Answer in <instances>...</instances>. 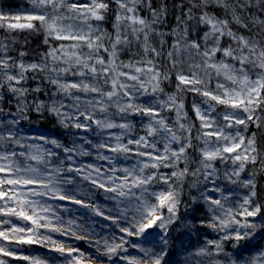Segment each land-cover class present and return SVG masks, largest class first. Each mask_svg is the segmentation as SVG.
<instances>
[{
    "label": "snow or ice",
    "instance_id": "obj_1",
    "mask_svg": "<svg viewBox=\"0 0 264 264\" xmlns=\"http://www.w3.org/2000/svg\"><path fill=\"white\" fill-rule=\"evenodd\" d=\"M216 4L227 12L229 5L227 0H215ZM31 9L23 14H4L0 13V29H7L12 32L15 30H43L45 40L68 42L60 43L58 46H51L49 51L43 54L40 62L25 64L22 61L12 62V58L4 55L0 56V77L7 82L8 88L14 94L24 96L27 89L15 87L26 79V73L29 71H47L50 74L49 82L56 87L57 92L73 100L71 112H66V106L63 102H54L48 111L57 116L63 127L69 126L76 129L88 131L90 125L81 122L91 121L101 129L120 128L130 130L131 125L127 122L115 123L107 118L96 119L94 112L106 113L108 107L115 106L122 117L131 114H140L149 118L146 125L148 136L160 135L164 142L163 152L156 147L155 142H150L145 136L138 139H128L127 144L122 143L123 133L115 135V146L105 143L92 145L98 150L97 159L107 160L111 166L108 170L92 164L74 167L73 154L81 156L91 153L84 150L81 146L73 143L71 147L65 146L57 139H49L45 136L27 137L43 141V144H51L52 148H45L42 144H28L31 150L28 153L20 152L19 155L26 161H34L35 164L24 163L12 159L16 156L15 151L0 153V215L5 217L15 216L18 219L28 222V225H15L7 230L0 231V240L17 245L39 244L44 246L46 243L53 244V250L65 255L68 264H81L85 259V254L79 249L65 247L63 243H57L52 240L50 235H41L40 229H46L49 232H59L62 235L68 234L62 226L53 224L47 213L51 211L52 206L42 199H33V197H48L57 200H71L72 203L81 204L84 207H91L96 215L104 216L105 220H111L112 224L119 229L123 235L113 234L110 238L105 237L95 240L91 246L96 247L97 252L106 255L109 260L118 256L125 264H167L165 257L168 253V226L177 220L178 213V192L170 183L172 178L182 181L184 177L191 174L193 176L202 174L206 183L211 176L215 174L213 161L220 159L221 162L231 161L233 168L230 172H225L226 179L236 184L240 181V174L245 170L247 163H256L258 156L255 147L254 136L246 138L239 131L238 126H243L247 130L249 122L256 123L259 127L260 116L257 111H264V45L254 40L246 39L244 36H238L229 26L228 19H220L209 15L206 9L209 0H189V6L180 17H177L176 27L171 30V35L175 37L172 43V50L168 52V59L176 66L177 60L173 58L174 53L187 51L194 53L199 57V62L193 59V65L198 69H213L217 77L223 76L224 80L229 82L232 87L226 86L217 80L216 91L211 90L201 79L197 72L185 75L183 72H177L176 79L178 91L188 90L202 95L206 98L207 109L202 110L200 106L194 105L197 117L201 121L203 131L200 139L203 140L204 148L201 150L200 168L189 171L186 149L191 147L189 138L178 134L180 131H190L185 124L180 122L182 102L177 101L174 95H169L167 100L159 101L160 109H176L179 129L169 125L167 121L160 116V109L154 107L155 101L147 103H136L135 93L142 96H155L162 92L161 81L169 78L168 73L161 72L154 59L148 58L149 54L158 57L161 52L150 44V35L156 32V25L163 22L167 16L166 6L159 9L152 7V0H111L116 6L115 22L113 28L115 38L106 34L105 30L99 25L93 26L91 21H104L105 14L110 11L108 0H29ZM144 7L150 10L151 19L140 15ZM51 9V11H49ZM233 22L247 27L241 21L238 15H233ZM38 22V25L37 23ZM207 26V31L199 36L201 26ZM125 26L130 29L131 36L140 41L143 36L142 49L144 58L127 63L119 60V46L129 45L131 43L129 35L125 32ZM85 27L87 31H85ZM197 32V38L192 39L193 31ZM123 33V34H122ZM161 37L164 32L157 33ZM111 40V47L104 44V39ZM227 37L236 47L229 44L222 47L221 41ZM166 41L161 39V45ZM86 47L87 53L82 49ZM7 44L0 41V53H6ZM102 53L107 54V59ZM222 53V59L216 57ZM25 54L20 53L23 57ZM228 60L234 63L227 62ZM63 64L65 67H57ZM239 64V67H236ZM12 69H18L15 74ZM75 69V70H74ZM259 69V72L255 70ZM80 77L79 81L66 82L62 79L67 74ZM255 73V78H253ZM87 77H91L88 80ZM127 81H132L129 84ZM189 86L181 89L180 86ZM202 85L203 87H198ZM0 86H3L0 84ZM104 86H110V91H105ZM149 86L151 91H149ZM39 90V89H37ZM73 92H82L85 97L73 95ZM95 94L88 97L87 94ZM122 93V95H121ZM81 102L85 107H81ZM215 102V104L211 103ZM216 105H224L231 111H225L222 119L225 122L223 126H217L216 118L210 113L215 111ZM43 104L36 105V110L40 111ZM92 109L93 111H90ZM19 117L9 121L13 126L6 133H0V142L11 141L15 145L23 148L25 145L22 140L25 137L16 139L17 133L14 126L20 119H28L26 105L21 104L18 109ZM242 113V114H241ZM73 121L71 125L66 121ZM156 125L159 127L157 128ZM237 128L233 134L226 132L225 129ZM216 137L215 147L209 148V139ZM89 143L88 141H85ZM173 144H178V148H173ZM129 145H135V149ZM151 149V151H141L140 149ZM54 149H63L65 159L72 161L66 168L62 167L65 161H59V166L52 165L51 158L57 156ZM100 149H107L114 154L134 153L138 157H146V160L137 161L132 167H117L113 163L114 157H109L99 152ZM242 149V151H241ZM227 154V155H225ZM47 158V159H46ZM183 163L182 169L173 170L171 176L160 173V168H173ZM43 164L47 170L42 171L36 165ZM148 168L156 169V172L145 175ZM211 169L212 171H208ZM75 172L83 180L88 181L93 186L103 189L106 193L112 195L108 199L116 201V216L104 215V213L95 205L85 204L80 199H75L66 192L61 185L71 184V177L64 176L63 173ZM106 172L110 174L106 175ZM123 175H117V173ZM236 177L235 180L232 177ZM159 179L160 182L168 186L167 190L152 191L151 185ZM244 187H255L251 179L241 182ZM211 191H221L216 187ZM255 196L254 190L242 198L235 208L226 207L222 202L228 197L223 193L220 199L212 198L206 192H201L200 198L207 205V211L211 214V219L207 222L200 221L202 225L213 230L223 232L220 240H207V245L215 248L216 254L223 251L222 241L234 239L237 244L240 241L253 237L258 229L264 230V220L257 223L248 218H256L261 212L258 205H254L252 197ZM155 198V203L152 198ZM194 202L196 198H193ZM167 210V215L164 214ZM241 217L242 219H237ZM59 222L60 218H56ZM123 222V223H122ZM4 224L11 223L9 220L2 221ZM73 221H68V230H71ZM126 225V226H125ZM235 226V227H234ZM158 228L160 232H150L149 230ZM243 229L244 231H241ZM250 230V231H249ZM163 233V234H161ZM71 235L76 239H84V236L76 235L71 231ZM127 237L142 238L137 241H130ZM118 241V242H117ZM144 244L151 246L145 247ZM131 247L137 250L138 255H132L128 252ZM159 246L160 250L154 251ZM236 247V245H233ZM73 253H77L74 255ZM142 254V255H139ZM195 255H212L207 247L200 248ZM264 255V254H262ZM0 256L12 257L13 259L25 260L29 264H46V261L25 255H17L15 251L10 250L7 245H0ZM0 264H6V261L0 259ZM179 264V262H178ZM218 264V262H216ZM235 264V262H234ZM256 264V260L252 261Z\"/></svg>",
    "mask_w": 264,
    "mask_h": 264
},
{
    "label": "trees",
    "instance_id": "obj_2",
    "mask_svg": "<svg viewBox=\"0 0 264 264\" xmlns=\"http://www.w3.org/2000/svg\"><path fill=\"white\" fill-rule=\"evenodd\" d=\"M110 3V11L105 14L106 19L104 21H96V24L100 28L104 29L106 34L110 35L112 39L115 38V31L113 24L115 22V10L116 6ZM229 9L226 12L224 8L218 6L215 0H209L208 7L204 9L209 13V15L216 16L220 19H228L229 26L236 32L238 36H244L246 39L254 40L261 45H264V0H227ZM166 6L167 16L163 18V22L160 25H156V32L150 35V44L155 47L157 51L161 52L158 57H153L149 54L148 58L154 59L157 67L161 72L168 73L169 78L167 80L161 81L162 92L157 93L155 96H142L139 93H135L136 103H147L153 102L154 107L160 109L159 101L167 100L169 95H174L177 98L178 103L182 102L184 107L182 109L180 122L184 123L186 128L190 131H180L178 134L182 137L189 138L191 142V147L186 149V156L188 160L189 171L200 168L201 160V150L204 148L203 140L199 137L203 131L206 129L201 128V121L196 115L194 105L202 100V95L188 91L181 90L178 91L177 85L179 81L176 79L177 72H183L185 75H191L193 71L197 72L199 77L204 80L205 84L213 91H216V83L219 80L221 83L224 81L223 76L217 77L213 69H198L193 65V59L199 62V57H195L194 53L191 54L187 51H181L180 53H174L173 58L177 60L176 66L168 59V52L172 50L171 46L174 42L175 37L171 35V30L176 27L177 17H180L184 11L187 10L189 6V0H152V7L159 9L161 6ZM31 9L29 0H0V13L4 14H23ZM238 15L247 27H243L240 24L233 22V15ZM140 15L151 19L150 10L144 7L140 12ZM38 25V22H36ZM205 26H201V29H205ZM125 32L129 35L131 43L129 45L121 44L119 46V60L125 63L129 61H136L144 58V52L142 49L143 36L141 35L140 41L135 40L131 34L130 29L125 26ZM164 32L165 36L161 37L157 33ZM195 33V34H194ZM123 34V33H122ZM202 31L199 32L201 36ZM197 32L194 30L191 34L192 39L197 38ZM161 39L166 41L165 44L161 45ZM45 36L43 30H15L8 31L7 29H0V41H3L8 46L6 53H0V56L7 55L12 58V62H20L30 64L35 62H40L43 58V54L49 51L51 46H58L61 42L55 40H49L48 44L44 43ZM227 40H229L227 38ZM231 41V40H229ZM104 44L107 47H111V40L109 38L104 39ZM23 52L25 55L20 56ZM83 53H87L88 49L84 47L82 49ZM105 59H107V54L102 53ZM217 60L222 59V53L216 57ZM57 67H65L63 64H58ZM239 67V64H236ZM75 70V69H74ZM13 74L18 69L11 70ZM259 72V69L258 71ZM50 74L45 72H33L29 71L26 73V79L23 80L19 85H15L17 88L27 89L24 96H19L11 92L8 88L7 82L0 77V133H6L10 128H13L9 124V121L17 119L19 117L18 109L21 104L26 105L28 119H20L19 123L14 126V131L17 133L16 139L25 137L22 143L25 145L21 148L19 145H15L11 141L0 142V153L12 152L17 153L12 159L19 161L21 164L31 163L35 164L34 161H26L24 157L19 155L20 152L28 153L30 150L27 145L32 142L33 139H27V137H36L38 134L36 132L29 131L33 128H38L42 131L40 135L45 136L49 139H57L60 143L65 146L71 147L73 143L81 146L84 150L90 152V155H78L73 154L74 167H79L81 165L95 164L98 163L100 159H97L98 150L92 145L105 143L112 145L113 139L119 132L132 133L135 136L142 134L150 142H155L156 147L163 152L164 142L161 140L160 135L148 136L146 125L148 124L149 118L140 114H131L126 117H122V114L118 113L115 106L108 107L106 113H100L98 110L94 112L96 119H109L115 123L127 122L131 125L130 130H122L120 128L112 129H101L97 125L91 123V121H83V117L80 118L81 122L88 123L90 128L88 131L83 129H76L69 126L68 128L63 127L60 120L53 113L48 111V108L54 103L57 106L60 102H63L66 106L64 111L71 112L70 107L73 104V100L66 97L62 93L57 92L56 87L52 85L48 77ZM62 79L66 82L79 81L80 77L73 76L70 73L63 76ZM91 80V77H87ZM131 84L132 81H127ZM181 89H186L189 86H180ZM198 87H203L198 85ZM39 89V90H37ZM105 91H110V86H104ZM149 91L151 87L149 86ZM73 95H79L82 98L85 94L82 92H73ZM95 94L89 93L87 96L90 98ZM122 95V93H121ZM43 104L40 111L36 110V105ZM81 107H85L83 102H81ZM218 108L224 110H231L226 108L224 105H218ZM93 111L92 109H89ZM257 115L260 116L259 127L256 123L249 122L247 130L243 126H238L239 131L245 136L246 141L248 138L254 136L255 147L257 153H252L257 155V161L255 164L249 162L245 166V170L240 174V181H245L251 179L255 185L254 189L249 187H244L241 182L236 184L230 183L226 177L225 172H230V170L223 167L220 159L213 161L215 168V178L212 183L221 185L222 189L226 192L224 195L228 197L227 200L222 202L226 207L235 208L239 202H242V198L249 195L253 190L255 196L252 197L254 205H258L261 208V212L256 218H248L250 221L255 220L259 223L260 220H264V111H257ZM160 116L163 117L169 125L174 126V128L179 129V124L177 121L176 109L168 110L167 108L160 109ZM71 125L73 121H66ZM158 128V127H157ZM209 139V148H214L216 145V137L207 138ZM30 141V142H29ZM88 141L89 143H86ZM41 144L45 148H52L51 144ZM173 148H178V144H173ZM57 152V156L51 158L52 165L59 166V161L64 160L65 163L62 167H67L72 164V161H67L65 159V153L63 149H54ZM106 149H100L102 152ZM122 155V154H121ZM227 155V154H225ZM47 159V158H46ZM120 159V157H118ZM225 163V162H224ZM40 167L42 171L47 170L43 164L36 165ZM184 167L183 163L177 166V169L173 168H160V173H165L171 176L173 170L182 169ZM156 169L148 168L145 170V175L152 172H156ZM64 176L71 177L73 182L71 184H63L61 187L68 192L69 195L75 199L82 200L85 204L97 206L104 215L116 216V201L108 199L111 193H106L103 189L93 186L88 181L83 180L81 176H78L75 172L63 173ZM233 180L236 177H232ZM174 188L178 192V213L177 220L168 226V255L165 257L167 264H252L255 259L256 264H264V230L258 229L253 237L249 239L242 240L237 244L234 239H229L222 241L223 251L216 254L215 248L213 246L207 245V240H220L224 235L219 231L213 230L212 228L202 225L200 221L207 222L211 219V214L207 211V205L200 198L201 192H204L205 182L202 174H197L195 176L189 174L182 181H177L175 178L170 180ZM168 186L163 184L157 179L151 185L152 191H166ZM224 193V192H223ZM196 198L195 202L193 198ZM221 196L218 198L220 199ZM43 199L50 201L53 204V217H59L67 223L69 219L73 221L71 227L76 226L77 228H84L83 232L84 239H76L72 235H62L59 232H49L46 229H40L39 233L41 235H50L52 240L57 243H63L65 247H72L82 250H87V240L88 236L92 234H101L99 239L105 237H111L114 233L117 235H123L119 233V229L116 228L112 221L105 220L104 216H98L92 211L91 207H84L81 204L72 203L71 200H57L44 197ZM152 202L155 203V198H152ZM55 214V215H54ZM164 214L167 215V210L164 209ZM237 219H242L241 217H236ZM9 220L11 223L4 224L2 221ZM57 224V222H52ZM123 223V222H122ZM13 224L15 225H28V222L22 221L15 216L5 217L0 215V231L9 230ZM126 226V225H125ZM235 227V226H234ZM64 228V227H63ZM150 232H160L158 228L149 230ZM241 231H244L241 229ZM250 231V230H249ZM163 234V233H161ZM130 241L139 242L142 238L127 237ZM0 245H7L10 250L16 252L17 255H25L30 257H36L46 261V264H68L65 255H62L58 251L53 250V244L51 242L46 243L44 246L39 244L32 245H17L15 243H8L6 241L0 240ZM236 245V247H233ZM145 247L151 245L144 244ZM128 250L133 248L125 245ZM203 247H207L208 251L212 255H202L197 256L195 253ZM160 248L157 246L154 251H159ZM74 255L76 253H73ZM125 253H119V255H124ZM119 255L109 260L103 261V264H125L124 261L119 259ZM142 255V254H141ZM0 259L6 261V264H29L28 261L13 259L12 257H2ZM84 264V263H81Z\"/></svg>",
    "mask_w": 264,
    "mask_h": 264
},
{
    "label": "rangeland",
    "instance_id": "obj_3",
    "mask_svg": "<svg viewBox=\"0 0 264 264\" xmlns=\"http://www.w3.org/2000/svg\"><path fill=\"white\" fill-rule=\"evenodd\" d=\"M81 2H86V0H81ZM49 11H51V9H49ZM91 23H92V25L94 27L97 26L96 21L93 20V21H91ZM207 30H208L207 29V26H206L205 29H200V31H202L201 36L203 35V32L204 31H207ZM85 31H87V28L86 27H85ZM229 44H232L233 47H236V45L233 44L232 41L227 40V37H225V38L222 39V41H221L222 47H227ZM227 62L234 63L231 60H228ZM255 71L257 72L258 69H256ZM253 78H255V73H253ZM222 83H225L226 86H228V87H232V85L229 82L225 81V80ZM205 100H206V98L203 97L202 100L200 102H197L195 105H198V106L201 107L202 110H205V109H207V104L205 103ZM211 103L215 104V102H211ZM225 111H231V110H224V109H221L220 110L218 108V105H216L215 106V111L212 112V113H210V115L212 117H215L216 118V124H217V126H223L224 125L225 122L223 121L222 116H223V113ZM148 123H149V121H148ZM156 127H159V126L156 125ZM236 130H237V128H231V129L226 128L225 129L226 132H231L233 134L236 132ZM29 131L36 132L38 134V136H40V134L42 133V131L40 129H38V128H33V129H30ZM121 133H123V137H122V141L121 142L122 143H125V144H127L128 139L135 140V139H138L140 136H143L142 134H139L138 136H135L132 133H125V132H119L116 135H120ZM113 140L114 141H113V144L111 146H115L116 141H115V139H113ZM31 141L32 142L29 141L30 142L29 144H41V141L40 140L33 139ZM214 144H215V142H214ZM129 147L135 149V145H129ZM140 150L141 151H151V149H143V148L140 149ZM241 151H242V149H241ZM101 153H103L104 155L109 156V157H114L113 163L115 164V166L120 167V168H123V167H132L134 164L137 163V161L146 160L147 159L146 157H138L134 153L127 154V157L128 158H125V154H122V155L121 154H114V153L108 151L107 149L106 150H103ZM118 157H120V159H118ZM221 163L223 164V167L226 168V166H227V168L229 170H231L233 168V165H232V163H231L230 160H228L225 163L224 162H221ZM92 165L97 166V167H100L102 169V171L103 170H108L112 166V165H110L108 163L107 160H99L98 163H95V164H92ZM208 171H212V170L209 169ZM107 174H110V172H106V175ZM117 175H123V173H119L118 172ZM214 175L211 176L209 178V180L205 183L204 192H206L207 195L211 196L212 198L218 199L222 195L223 192H224L223 194H225L226 192L222 189L221 185L212 183L213 180H214V178H215ZM216 187L220 188L221 191H219V192H217V191H211V189L216 188ZM33 199H42L47 204H49V205L52 206L51 211L49 213H47L46 215H48L50 217V219L52 220V222H57V223H59L62 226V228L64 227L63 229L68 232V234H65V235H68V236L71 235V231H75L76 232V235H81V236L83 235V232L85 231L84 228H82V227L77 228L76 226H74V227H71V230L69 231L68 230V223H67V226H66V222H64L63 220H59V222H58L57 219H56V217H53V210H54V208H53V204L50 201H47V200H45L43 198H38V197H33ZM69 221H70V219H69ZM221 233L224 234L223 232H221ZM100 236H101V234H99V235L98 234H92L91 236H88V240H87L88 241L87 242L88 249L87 250L80 251V252H83L85 254V257H86L85 259H82L81 260V263H84V264H103L104 263L103 261L106 259V255H102L101 254L103 252V246L101 245V252H97L96 247L91 246V245L94 244L95 240L99 239ZM128 252L130 254H132V255H138L136 249L128 250ZM75 255H77V253ZM139 255H141V254H139ZM142 264H143V262H142Z\"/></svg>",
    "mask_w": 264,
    "mask_h": 264
}]
</instances>
